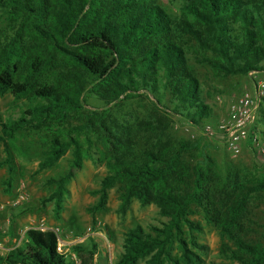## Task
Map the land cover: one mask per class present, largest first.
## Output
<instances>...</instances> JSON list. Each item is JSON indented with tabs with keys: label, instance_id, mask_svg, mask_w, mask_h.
<instances>
[{
	"label": "trees",
	"instance_id": "1",
	"mask_svg": "<svg viewBox=\"0 0 264 264\" xmlns=\"http://www.w3.org/2000/svg\"><path fill=\"white\" fill-rule=\"evenodd\" d=\"M179 10L181 16L174 19L158 0H0V22L4 20L0 25V96L8 93L14 100L28 101L18 119L3 122L0 116V145L10 155L7 143L17 136L47 133L40 168L51 166L71 151L68 170L48 180L54 186L47 201L53 202L55 219L63 210L67 184L84 161L92 158L93 148L108 170L100 182L97 207L116 183L121 185L125 204L136 198L141 204L159 206L168 221L162 229H154L155 233H129L123 246L125 264H135L149 254L150 264L197 262L189 244L200 251L204 248L194 239L201 226L189 219L192 206L232 244L221 250L225 259L264 264V245L238 234L249 196L264 194V184L227 192L225 200L219 198L204 169L206 155L201 153L202 160L192 167L181 162L182 155L202 148L199 137L163 141V131L169 128L163 119L114 134L105 121L109 108L94 122L87 117L82 126L62 125L70 112L81 109L84 95L95 96L108 107L141 93L198 129L212 123L208 119L216 121L180 40H193L209 55L197 62L222 77L261 72L264 0H180ZM26 37L32 39L33 51L24 47ZM56 57L69 64L68 70H56ZM259 114L262 122L264 98ZM73 133L83 134L84 140ZM248 146L250 141L245 144ZM3 165L10 175V156ZM10 182L9 177L6 192ZM87 239L73 246L78 259L73 263L59 252L54 230L29 229L18 247L0 256V264H98V244ZM175 244L179 257L171 254Z\"/></svg>",
	"mask_w": 264,
	"mask_h": 264
},
{
	"label": "rangeland",
	"instance_id": "2",
	"mask_svg": "<svg viewBox=\"0 0 264 264\" xmlns=\"http://www.w3.org/2000/svg\"><path fill=\"white\" fill-rule=\"evenodd\" d=\"M158 4L171 18L177 19L181 16L180 0H158ZM3 22L2 18L0 25L3 26ZM180 42L199 80L203 97L213 109L216 119L225 115L226 108L232 100L244 91H252L257 81L264 77V69L246 76L222 77L197 62L209 55L193 40L183 37ZM32 43V39L24 38V47L29 51H33L30 48ZM56 63L57 71L69 68V64L62 57H56ZM83 97L85 101L81 109L70 112L63 126L67 127V124L69 127L82 126L87 117L94 122L98 114L109 108L106 110L108 114L105 121L114 134L122 135L140 123L157 124L163 119L169 123L168 130L163 131V141L166 138L171 142L188 141V136L181 130L184 121L172 114L170 108L166 110L161 105H156V101L147 94L141 93L134 98L123 99L117 106L108 107L95 96ZM27 106L26 99L17 101L8 93L0 96L2 121L18 119ZM262 119L261 122L260 118L257 127L259 140L264 146V116ZM207 121L213 122L215 118ZM191 130L196 132V138L201 139L202 148L182 155L181 162L186 167H192L202 160L201 153L206 155L208 163L204 169L211 179L212 186L216 187L219 198L225 200L227 192L264 184V154H259L251 146H244L239 154L233 155L225 151L218 139L202 136L199 129L193 125ZM72 135L80 141L84 140L83 134ZM47 139V133L26 132L19 135L14 142L7 143L10 155H6L4 145H0V253L4 255L18 247L29 229H52L59 237V252L73 263L78 262L72 250L73 246L88 242L87 238H91L98 244V253L95 257L98 264H125L123 246L127 235L135 230H142L143 236L155 233L154 229H162L168 221L167 218L161 215L159 206L153 202L141 204L139 200L132 198L125 204L119 183L106 191L105 202L101 207H97L101 195L100 182L108 175V170L100 162L99 151L93 148L92 158L84 161L82 168L76 171L67 184V194L62 202L63 210L60 218L55 219L53 202L47 201L54 191V186L50 185L48 180L58 178L68 170L71 151L65 152L51 166L40 168L44 160V151L47 149ZM92 140L97 142L96 137H92ZM6 156H10L12 167L10 175L3 165ZM9 177L11 187L9 192H6L5 183ZM192 210L193 214L189 219L201 226V232L195 233L194 239L204 249L200 251L189 244L188 250L196 254L199 260L188 264H237L221 255L222 248L232 245L229 240L221 237L218 228L206 224L199 209L192 206ZM242 216L240 222L242 228L238 234L249 242L264 245L263 193L249 196ZM171 254L177 257L181 255L177 244L173 246ZM151 255L139 258L135 264H150Z\"/></svg>",
	"mask_w": 264,
	"mask_h": 264
},
{
	"label": "built area",
	"instance_id": "3",
	"mask_svg": "<svg viewBox=\"0 0 264 264\" xmlns=\"http://www.w3.org/2000/svg\"><path fill=\"white\" fill-rule=\"evenodd\" d=\"M263 98L264 77L257 81L252 91H244L232 100L224 116L212 123H204L199 129L200 134L207 138L218 139L225 150L233 155L239 154L248 141L259 154H264V146L259 140L257 127ZM191 125L189 122H183L181 130L193 140L197 136L196 132L191 130ZM0 256L3 254L0 253Z\"/></svg>",
	"mask_w": 264,
	"mask_h": 264
}]
</instances>
